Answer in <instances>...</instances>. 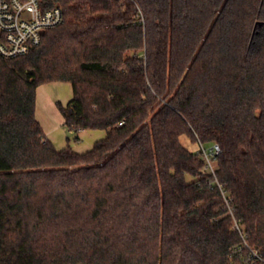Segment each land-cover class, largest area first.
Listing matches in <instances>:
<instances>
[{
    "label": "trees",
    "instance_id": "16d2710c",
    "mask_svg": "<svg viewBox=\"0 0 264 264\" xmlns=\"http://www.w3.org/2000/svg\"><path fill=\"white\" fill-rule=\"evenodd\" d=\"M47 3L65 22L0 54V264H264V0ZM58 82L66 128L107 132L86 153L37 118Z\"/></svg>",
    "mask_w": 264,
    "mask_h": 264
},
{
    "label": "built area",
    "instance_id": "2783aa9c",
    "mask_svg": "<svg viewBox=\"0 0 264 264\" xmlns=\"http://www.w3.org/2000/svg\"><path fill=\"white\" fill-rule=\"evenodd\" d=\"M64 22L61 8L48 6L47 0H0V54L6 58L25 55L40 45L48 30ZM200 147L204 172L215 176L220 146Z\"/></svg>",
    "mask_w": 264,
    "mask_h": 264
},
{
    "label": "rangeland",
    "instance_id": "374dc122",
    "mask_svg": "<svg viewBox=\"0 0 264 264\" xmlns=\"http://www.w3.org/2000/svg\"><path fill=\"white\" fill-rule=\"evenodd\" d=\"M43 91L48 95L49 100L54 102L53 109L51 103H49V107L55 114L53 116L45 107L46 102L49 100L46 99V102L43 103L42 98H39L37 117L48 139L53 142L58 150H63L70 146L74 151L83 154L92 150L96 142L106 138L107 132L105 130H84L74 133L69 131L63 122H59L58 119L61 115L56 104L61 102L63 105H67L71 102L73 99V88L70 83L58 82L43 85L39 89L40 95L44 94ZM56 117H58V119ZM180 141L182 145L191 152H201L200 145L192 142L188 137L182 136Z\"/></svg>",
    "mask_w": 264,
    "mask_h": 264
},
{
    "label": "crops",
    "instance_id": "0c3cea01",
    "mask_svg": "<svg viewBox=\"0 0 264 264\" xmlns=\"http://www.w3.org/2000/svg\"><path fill=\"white\" fill-rule=\"evenodd\" d=\"M43 86V85H42ZM41 87V86H40ZM40 87L38 88V90H37V116H38V103H39V98H42V101H43V103H45L46 102V99H48L49 100V98H48V95H46V93L43 91V95H40V93H39V89H40ZM49 103H51L52 104V109H53V107H54V102L52 101V100H49L48 102H46V109L47 110H49L50 112H51V114L54 116V111L49 107L50 106V104ZM59 111V110H58ZM61 115V114H60ZM38 118V117H37ZM57 119H58V117H56ZM59 122L60 123H64V118L62 117V115H61V117H59ZM40 122V121H39Z\"/></svg>",
    "mask_w": 264,
    "mask_h": 264
}]
</instances>
